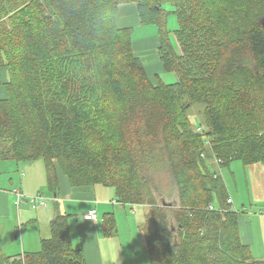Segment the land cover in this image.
<instances>
[{
  "label": "trees",
  "instance_id": "16d2710c",
  "mask_svg": "<svg viewBox=\"0 0 264 264\" xmlns=\"http://www.w3.org/2000/svg\"><path fill=\"white\" fill-rule=\"evenodd\" d=\"M127 5L158 28L175 82L151 75L133 28L117 25ZM0 68V159H44L57 208L59 172L145 205L148 256L162 264H264L242 236L247 209L214 168L264 164V0H0ZM70 216L57 210L38 251L7 255L0 242V264H87ZM98 222L104 237L117 230L114 211Z\"/></svg>",
  "mask_w": 264,
  "mask_h": 264
},
{
  "label": "rangeland",
  "instance_id": "374dc122",
  "mask_svg": "<svg viewBox=\"0 0 264 264\" xmlns=\"http://www.w3.org/2000/svg\"><path fill=\"white\" fill-rule=\"evenodd\" d=\"M170 7V4L166 5V8ZM117 25H126L133 28L135 52L141 53L147 62L150 61L153 64L152 71H159L161 62L158 52V28L155 25L141 24L136 12L134 14L132 11L127 17L117 15ZM177 26L176 16L168 14L166 17L167 29L173 30ZM136 43H139L141 47H136ZM150 43L152 46L148 45ZM8 78L7 70L0 68V98L7 96L5 82ZM158 78L164 83H172L178 80V76L174 72L166 71L160 73ZM214 168L226 180L238 210L247 209L246 215L244 214L240 218V221L245 218V221H241V232L244 231L248 239H251L252 236L247 235V233L253 235L249 244L255 254L264 259V164L256 163L245 167L241 161L235 160L228 168L218 165H215ZM58 174L63 175L59 172ZM98 186L112 193L111 198L107 200L109 203L106 204L115 205L114 213L118 227L113 235L106 237L107 241L105 243L111 250L110 257L113 256V262L118 264L125 259L128 260L126 262L128 264H162L159 251L151 257L148 256L147 252L145 235L151 230V221L147 214L149 209L145 205H129L116 202L113 200V188ZM16 189L22 190L26 198L40 194L46 197L51 218L46 216L48 220L38 218L36 223H29V219L37 218V213L43 215L41 210L44 211V207H36L28 200L22 201L20 207H18L16 195L13 193ZM0 190V192L9 196L7 207L3 211L0 210V242L4 252L7 255H12L22 253L24 250L38 251L41 238L50 236V221L55 217L56 210H58L53 200L55 190L50 187L48 182L45 160L17 162L11 159H0ZM176 191V188L169 192L161 191L166 193L164 194L166 197L161 198L164 204L173 206L172 201L176 199V196H174ZM58 195L63 197V192L60 189H58ZM64 200L62 198L61 202ZM67 211L71 212L69 208H67ZM110 211L113 210L110 208ZM102 214L103 212H99L100 218ZM69 222L71 234L74 237V245L77 247L81 245L80 240L77 242V239L81 238L80 227L74 215L70 216ZM100 236L103 235L100 233Z\"/></svg>",
  "mask_w": 264,
  "mask_h": 264
},
{
  "label": "crops",
  "instance_id": "0c3cea01",
  "mask_svg": "<svg viewBox=\"0 0 264 264\" xmlns=\"http://www.w3.org/2000/svg\"><path fill=\"white\" fill-rule=\"evenodd\" d=\"M124 7V6H123ZM121 7L120 15L123 17H127L130 13V8L131 6L127 5L125 8ZM128 7V8H127ZM135 14V12H133ZM126 26V25H124ZM178 27V26H177ZM176 27V28H177ZM174 28V29H176ZM149 46H152V44H148ZM134 46V42H133ZM136 47H141L139 43H136ZM144 46V45H142ZM135 51V50H134ZM136 54L141 58L143 64L145 65L147 71L151 74L154 75L156 73H162L165 72L161 69L159 71H152L151 67L153 64L149 61L147 62L146 59L141 55V53ZM171 83V82H170ZM25 175V174H24ZM59 178V188L61 192H63V197H60L57 195L58 201L60 202L59 204V211L61 213L68 212L67 208L71 210L72 215L76 217L78 226L80 227V236L81 238L77 239V242H81V247L84 250L85 257H86V263L87 264H115L112 260L113 256L110 257L111 250L108 245H106L107 238L104 236H100V228H99V222H94L93 220L86 219L84 217V214L86 213V210L88 209H93L96 210L97 214L99 215V212H108L111 210L114 211L115 205H109L106 203H109L107 200H109L112 196L111 192H108V190H105L104 188L100 186H95V187H88V188H72L69 185V182L67 178L64 175L58 174ZM110 189V188H109ZM18 190V189H17ZM112 190V189H110ZM1 191V190H0ZM16 190H14L15 192ZM19 191H22L19 189ZM13 192V193H14ZM23 192V191H22ZM114 192V191H113ZM0 210H4L8 203H9V196L5 193L0 192ZM24 193V192H23ZM56 196V195H54ZM65 199L63 202L61 200ZM100 200V201H99ZM113 200L115 201V194ZM101 203V204H100ZM63 204V205H62ZM20 207V205H19ZM86 208V209H85ZM102 209V211H101ZM85 210V211H84ZM43 215H39L37 213V218L34 219H29V220H35L34 223H36V220L38 218L43 219V220H48L46 219V216L48 218H51L49 215V208H46L41 210ZM57 212V210H56ZM76 213H82L80 216H78ZM76 214V215H75ZM20 217V213H19ZM32 218V217H30ZM100 218V217H99ZM102 235V234H101ZM251 235V239H248L243 231L242 236L243 239L246 243H251L253 235ZM74 239V237H73ZM74 242V240H73ZM117 264V263H116ZM118 264H124V262H120Z\"/></svg>",
  "mask_w": 264,
  "mask_h": 264
},
{
  "label": "built area",
  "instance_id": "2783aa9c",
  "mask_svg": "<svg viewBox=\"0 0 264 264\" xmlns=\"http://www.w3.org/2000/svg\"><path fill=\"white\" fill-rule=\"evenodd\" d=\"M15 194L17 196V204L19 205L24 198H26V196L20 192L19 190L15 191ZM28 201H30L31 203L35 204L36 207H44L46 208L48 206V201L47 198L44 197L43 195H36V196H31L29 198H27ZM84 217L86 219H90L93 220L94 222H97L99 220V215L97 214L96 210H89Z\"/></svg>",
  "mask_w": 264,
  "mask_h": 264
}]
</instances>
